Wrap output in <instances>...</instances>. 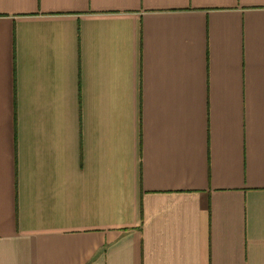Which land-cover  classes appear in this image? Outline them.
<instances>
[{
	"label": "crops",
	"instance_id": "1",
	"mask_svg": "<svg viewBox=\"0 0 264 264\" xmlns=\"http://www.w3.org/2000/svg\"><path fill=\"white\" fill-rule=\"evenodd\" d=\"M0 264H264V0H0Z\"/></svg>",
	"mask_w": 264,
	"mask_h": 264
}]
</instances>
